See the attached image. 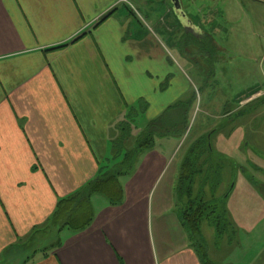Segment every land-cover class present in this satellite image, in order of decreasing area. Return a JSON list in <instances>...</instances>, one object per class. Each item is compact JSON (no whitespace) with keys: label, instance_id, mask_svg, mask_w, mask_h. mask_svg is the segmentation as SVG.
Segmentation results:
<instances>
[{"label":"crops","instance_id":"obj_1","mask_svg":"<svg viewBox=\"0 0 264 264\" xmlns=\"http://www.w3.org/2000/svg\"><path fill=\"white\" fill-rule=\"evenodd\" d=\"M134 1L0 0V261L37 238L61 201L123 162L129 123L143 120L138 140L187 94L161 6ZM183 13L181 29L201 37ZM231 125L218 143L238 134ZM162 152L121 176L122 205L92 194L89 227L61 228L64 238L24 264H202L176 214V180L152 203L171 154ZM98 196L108 203L97 210Z\"/></svg>","mask_w":264,"mask_h":264},{"label":"rangeland","instance_id":"obj_2","mask_svg":"<svg viewBox=\"0 0 264 264\" xmlns=\"http://www.w3.org/2000/svg\"><path fill=\"white\" fill-rule=\"evenodd\" d=\"M154 5L161 6L163 26L166 23L175 32L169 34L173 37L170 45L176 49L173 56L190 86L185 97L147 132L155 139V149L171 153L162 182L152 193V203L170 194L176 180L172 189L176 214L183 211L188 199L180 200L179 182L189 150L199 136L217 129L211 139L213 153L206 158L212 176L214 171L220 172L218 196L224 199L219 200L214 214L209 209L200 228L199 246L208 251L206 258L212 264H264V0H180L182 10L201 27V37L181 29L182 20L172 0H154ZM142 121L140 117L135 122L140 126ZM233 123L238 134L229 143H218L220 135L228 136ZM135 125L129 123L123 134L121 150L125 153L132 152L140 141L141 137L135 139ZM146 136L145 130L144 139ZM153 149L137 152L127 177ZM208 167L206 163L199 177L207 175ZM201 189L195 183L194 195ZM203 190L206 197H212L209 184ZM93 202L97 210L108 203L102 196L94 197ZM216 218L221 221L219 229ZM56 224L52 219L37 238L10 250L0 264H24L36 252L49 250L68 233L60 235L61 224Z\"/></svg>","mask_w":264,"mask_h":264},{"label":"trees","instance_id":"obj_3","mask_svg":"<svg viewBox=\"0 0 264 264\" xmlns=\"http://www.w3.org/2000/svg\"><path fill=\"white\" fill-rule=\"evenodd\" d=\"M154 126L155 122L152 123L148 129H146V139H144V132L140 135L141 138H138L140 141L136 140L138 141L137 148H135L132 152H126L124 154L123 162L117 166L118 168L115 166V168H112L105 175L98 177L96 181L90 183L82 190V192L70 199L61 201L58 204L53 220H55L57 224H61V228L66 227L73 231H83L89 227L93 217L92 207L90 204V197L92 194H103L109 200L110 204L114 206L122 203L123 189L119 180L121 176L128 174V171L133 168L131 160L139 150H151L154 148L155 139L153 137H149L147 133L148 130H154ZM125 131H127L126 128ZM213 134L214 132L209 134L210 137H200L195 141L192 148H190L179 182L180 200L188 199L187 202L183 203L184 209L180 213V219L182 221V225L190 234L191 243L203 264L212 263L206 258L207 252L199 246L201 244L199 243V238L201 237L200 228L204 220L209 216V209H211L209 212L210 215L214 214L218 208L219 200L224 199L218 196V190L222 184L220 172L219 170H216L214 171L215 176H212V165L209 163L210 160L206 158V156H210L213 153L211 146ZM122 152L123 150L120 151V153ZM206 163L209 166V174L207 173L205 177H199L204 174ZM195 183L199 186V189L202 187L200 190L201 192H199L198 195H194L193 192V186ZM206 184H209L212 197L208 198L205 196L203 189ZM215 223H218L215 226L219 229V223H221L220 218H216ZM201 256L204 257L202 258Z\"/></svg>","mask_w":264,"mask_h":264},{"label":"water","instance_id":"obj_4","mask_svg":"<svg viewBox=\"0 0 264 264\" xmlns=\"http://www.w3.org/2000/svg\"><path fill=\"white\" fill-rule=\"evenodd\" d=\"M172 1L174 3L177 14H180L182 17H185V14L183 13L182 7L180 5V0H172Z\"/></svg>","mask_w":264,"mask_h":264},{"label":"built area","instance_id":"obj_5","mask_svg":"<svg viewBox=\"0 0 264 264\" xmlns=\"http://www.w3.org/2000/svg\"><path fill=\"white\" fill-rule=\"evenodd\" d=\"M123 1H126V0H123Z\"/></svg>","mask_w":264,"mask_h":264}]
</instances>
